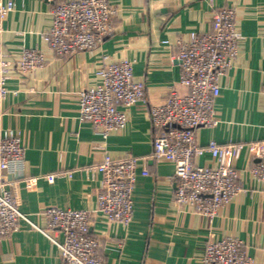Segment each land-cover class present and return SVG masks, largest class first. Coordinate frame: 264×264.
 Segmentation results:
<instances>
[{
    "label": "crops",
    "instance_id": "0c3cea01",
    "mask_svg": "<svg viewBox=\"0 0 264 264\" xmlns=\"http://www.w3.org/2000/svg\"><path fill=\"white\" fill-rule=\"evenodd\" d=\"M13 1L0 43L11 58L36 47L47 59L27 74L12 71L11 92L0 104V136L19 133L25 147L24 173L5 186L21 210L42 227L47 226L45 211L53 206L94 211L103 186L95 166L107 153L135 155L139 175L132 222L93 214L91 232L99 239L102 264H204L205 244L224 237L241 240L253 264H264V181L249 171L259 160L250 144L264 145V0H110L116 9L114 33L65 56L51 50L44 34L52 25L53 8L65 0ZM221 6L234 7L243 38L233 66L219 79L218 123L198 129L197 141L245 147L238 159H228L237 166L241 190L209 217L176 202L175 165L153 155L157 130L149 111L166 103L173 88L180 95L189 93L181 82L176 41L215 30L214 10ZM123 59L133 63L146 94L122 106L126 126L104 138L93 123L80 119V91L100 82L101 67ZM195 161L218 162L210 154ZM144 168L148 175L141 173ZM0 264H65V259L49 236L22 220L20 229L0 238Z\"/></svg>",
    "mask_w": 264,
    "mask_h": 264
},
{
    "label": "built area",
    "instance_id": "2783aa9c",
    "mask_svg": "<svg viewBox=\"0 0 264 264\" xmlns=\"http://www.w3.org/2000/svg\"><path fill=\"white\" fill-rule=\"evenodd\" d=\"M14 8L13 0H0V30ZM115 14L116 9L110 0L60 1L52 10L53 22L44 33L45 39L59 56L90 49L114 33ZM213 18L215 30L192 32L188 39L178 38L176 41L179 47L176 56L182 67L181 82L189 87V93L180 95L173 88L166 103L154 105L149 111L157 130L153 155L157 160L175 165L176 202L209 217H213L219 207L230 202L241 190L237 166L228 159H238L245 147L243 143L221 144L215 139L206 144L197 141L198 129L218 123L214 111L216 98L221 93L219 79L233 66L243 38L236 24L234 7L216 8ZM46 60L43 51L36 47L24 48L18 58H11L0 43V104L11 92L8 80L12 71L27 74L43 66ZM97 73L100 82L80 91L79 116L81 120L93 123L97 133L107 138L111 132L127 124L128 114L122 106L143 100L146 90L135 79L133 63L129 60L109 62ZM250 146L257 150L259 160L249 171L264 181V145L251 143ZM204 154H210L218 162L212 165L197 163L195 158ZM138 162L135 155L116 158L105 154L95 166L103 174L97 208L90 211L50 207L45 211L47 226L42 227L21 210L11 189L5 187L11 178L24 173L26 161L22 137L14 132L1 134L0 238L20 229L21 221L25 220L60 248L65 264H102L98 254L99 239L91 232L93 214L100 213L109 221L132 222ZM141 173L148 175L149 171L144 168ZM242 245L241 240L233 237L209 240L205 244L203 263L253 264V258Z\"/></svg>",
    "mask_w": 264,
    "mask_h": 264
}]
</instances>
